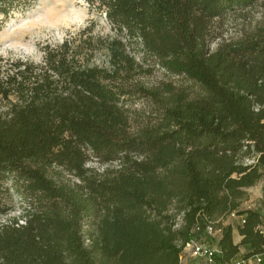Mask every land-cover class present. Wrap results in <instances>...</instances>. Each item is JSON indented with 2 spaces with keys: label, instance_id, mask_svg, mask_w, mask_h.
<instances>
[{
  "label": "trees",
  "instance_id": "trees-1",
  "mask_svg": "<svg viewBox=\"0 0 264 264\" xmlns=\"http://www.w3.org/2000/svg\"><path fill=\"white\" fill-rule=\"evenodd\" d=\"M33 1L0 0V31ZM82 1L201 93L139 88L155 108L134 128L130 89L89 65L90 38L89 58L64 40L40 63L0 66V216L14 197L23 203L0 225V264H180L206 222L220 230V263L241 247L264 252V217L241 208L264 179V28L210 47L215 20L264 0ZM232 214L243 220L237 244L223 224Z\"/></svg>",
  "mask_w": 264,
  "mask_h": 264
},
{
  "label": "rangeland",
  "instance_id": "rangeland-1",
  "mask_svg": "<svg viewBox=\"0 0 264 264\" xmlns=\"http://www.w3.org/2000/svg\"><path fill=\"white\" fill-rule=\"evenodd\" d=\"M261 28H264V6L257 4L246 11L235 12L215 20L212 23V32L216 37L210 43V47L215 49L219 44L245 41ZM88 38L91 39L94 48L91 57L88 51L84 54L87 45L84 40ZM64 40H69L73 48L82 49V56L90 57V66L117 72L118 81L130 89L126 106L133 113L131 124L134 128L143 124L151 110L155 108L153 102L145 98L139 88L151 89L166 82H174L186 86L193 95L201 93L199 86L193 82L167 75L155 60L142 59L133 44H128L126 39L116 36L110 30L104 16L90 10L82 0H34L30 8L14 13L0 31V66L9 67L12 61L19 58L40 63L45 45H58ZM113 41H120L123 45H114ZM101 42L103 45H100ZM89 164L101 171V167L96 163ZM245 193L246 200L241 208H257L264 203L261 202L264 199V181L261 180L252 188L246 189ZM14 198L11 202L12 211L0 216V225L20 216L23 203ZM223 224L232 225L233 241L237 242L236 227L239 218L229 216ZM201 239L209 245L216 243L215 238L206 235ZM247 252V248L241 247L243 256ZM180 264L203 262L191 258L189 253H186L181 255Z\"/></svg>",
  "mask_w": 264,
  "mask_h": 264
},
{
  "label": "built area",
  "instance_id": "built-area-1",
  "mask_svg": "<svg viewBox=\"0 0 264 264\" xmlns=\"http://www.w3.org/2000/svg\"><path fill=\"white\" fill-rule=\"evenodd\" d=\"M231 216L234 217L235 215L232 214ZM242 222V217H240L239 223ZM204 232L206 236L215 238L216 240L220 237V230L214 229L211 222H206ZM261 233L264 235V227L261 228ZM184 250L189 253L191 258L200 260L203 264H264V252L250 257L242 256L238 259L235 258L229 263H220V251L217 244L209 245L203 239L191 240Z\"/></svg>",
  "mask_w": 264,
  "mask_h": 264
},
{
  "label": "crops",
  "instance_id": "crops-1",
  "mask_svg": "<svg viewBox=\"0 0 264 264\" xmlns=\"http://www.w3.org/2000/svg\"><path fill=\"white\" fill-rule=\"evenodd\" d=\"M262 181H264V179H262ZM260 182V181H259ZM252 188V187H251ZM261 202H264V199H262V201ZM251 210H254V211H257V212H259L261 215H262V217H264V203H262V204H260L257 208H255V209H251ZM237 235H238V233H237ZM220 237H218V239H219ZM217 241L218 240H216V244H217ZM239 241H240V237H239V235H238V240H237V242H234L235 244H237V243H239ZM188 253L186 250H183V252H182V254H186V253ZM243 255H242V253H241V250H240V254H239V256L238 257H236V259H238V258H240V257H242Z\"/></svg>",
  "mask_w": 264,
  "mask_h": 264
}]
</instances>
